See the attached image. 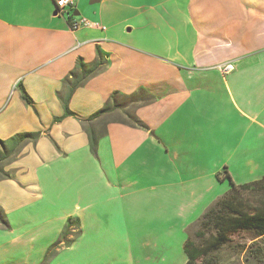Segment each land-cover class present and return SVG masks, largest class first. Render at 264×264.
I'll list each match as a JSON object with an SVG mask.
<instances>
[{
    "label": "crops",
    "instance_id": "0c3cea01",
    "mask_svg": "<svg viewBox=\"0 0 264 264\" xmlns=\"http://www.w3.org/2000/svg\"><path fill=\"white\" fill-rule=\"evenodd\" d=\"M74 1L0 0V264H133L139 195L192 227L205 179L264 178V0ZM124 98L148 101L133 123L110 120Z\"/></svg>",
    "mask_w": 264,
    "mask_h": 264
},
{
    "label": "rangeland",
    "instance_id": "374dc122",
    "mask_svg": "<svg viewBox=\"0 0 264 264\" xmlns=\"http://www.w3.org/2000/svg\"><path fill=\"white\" fill-rule=\"evenodd\" d=\"M139 100H134L136 102L134 103L132 100L124 98L123 102L113 105L112 108H115L114 111H118V114L116 115L117 117L112 116L110 120L127 123L135 122L133 117L134 109L138 106L137 103L144 102L142 98ZM212 123L210 128L214 138L217 135H214V122ZM221 131L223 133L224 130L221 129ZM231 135L229 134L227 139L219 137L216 141L220 140L221 143L225 140L224 145L227 147L231 143V139H229ZM0 156H2L1 151ZM3 166L4 164L0 165V171ZM207 169L208 164L205 163V171ZM5 176V174L0 172V179ZM237 181H240V179ZM204 183V194L209 189H213L210 190V194L204 195L202 205L204 206L203 209L206 210L210 207L212 201L222 197L230 190V181L228 180L225 184H215L212 180L205 179ZM179 201L180 199L177 197V200L169 208V206H163L157 195H139L138 204L132 211L134 219L130 221L132 230V242L130 245L133 264H186L187 260L183 247L188 239L201 245V242L195 237L199 230L200 222L196 226L190 227L188 224L191 219L187 218L190 214L185 209L179 208ZM113 245L108 243L107 247H112ZM119 249L118 247L117 253ZM108 251L106 259L110 264H116L117 262L126 263L125 260L122 262L115 261L114 252ZM119 253L121 254V252ZM211 260L213 264H264L263 240L262 238H255L251 233H237L231 237L228 245L211 255Z\"/></svg>",
    "mask_w": 264,
    "mask_h": 264
},
{
    "label": "trees",
    "instance_id": "16d2710c",
    "mask_svg": "<svg viewBox=\"0 0 264 264\" xmlns=\"http://www.w3.org/2000/svg\"><path fill=\"white\" fill-rule=\"evenodd\" d=\"M22 97L28 104L32 103L27 95L24 94ZM143 100L142 103H148L147 100ZM111 111L109 108L105 109L85 122L94 121ZM30 137V135H23L21 139H30ZM89 137L91 152L96 155L98 137L94 132H89ZM0 147L2 148L0 149L2 152L1 164L7 151L1 141ZM226 177L230 181L231 189L204 213L200 221L195 237L201 242V245L190 239L184 245L186 264H213L211 255L228 245L233 235L241 232L251 233L255 238H262L264 246V178L237 186L228 175ZM0 219L5 220L1 209ZM4 226L7 225L4 224ZM71 227L72 223H69L62 238L66 239L64 241L66 245L71 244L67 240L69 235H73Z\"/></svg>",
    "mask_w": 264,
    "mask_h": 264
},
{
    "label": "built area",
    "instance_id": "2783aa9c",
    "mask_svg": "<svg viewBox=\"0 0 264 264\" xmlns=\"http://www.w3.org/2000/svg\"><path fill=\"white\" fill-rule=\"evenodd\" d=\"M75 1L74 0H56L55 2V7H56V12L57 15L59 16H64L66 14H69L74 8H75ZM70 24V30L71 31H77L79 28L83 26H87V21L86 20H78L75 17H72ZM232 70L231 66H227L223 68V71L229 72Z\"/></svg>",
    "mask_w": 264,
    "mask_h": 264
},
{
    "label": "water",
    "instance_id": "95a60500",
    "mask_svg": "<svg viewBox=\"0 0 264 264\" xmlns=\"http://www.w3.org/2000/svg\"><path fill=\"white\" fill-rule=\"evenodd\" d=\"M96 2H99V0H96V1H94V3H96ZM56 14H57V12H56ZM76 15H79V13H78V14H76Z\"/></svg>",
    "mask_w": 264,
    "mask_h": 264
}]
</instances>
